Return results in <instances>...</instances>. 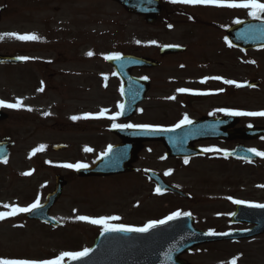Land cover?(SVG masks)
Segmentation results:
<instances>
[{
	"label": "rangeland",
	"instance_id": "obj_1",
	"mask_svg": "<svg viewBox=\"0 0 264 264\" xmlns=\"http://www.w3.org/2000/svg\"><path fill=\"white\" fill-rule=\"evenodd\" d=\"M159 2L165 15L161 22L148 26L143 18L125 14L109 0H0V34H35L40 38L22 41L4 36L0 39L1 54L29 58L20 67H0V100L22 101L20 108L0 107L8 115V120L0 124V138L7 135L15 142L10 161L0 166V211H6L4 204L26 207L37 198L41 204L52 191L56 175L68 179L61 199L50 212L64 227L57 230L29 223L24 217L26 213L0 220V259L49 260L61 252L88 248L92 233L95 234L96 226L100 225L78 221L75 216H88L90 204L97 205L104 215L112 214L109 211L117 208L125 224L137 225L130 205L135 200L121 189L125 180L115 178L88 186L75 176L77 169L63 166L92 161L112 143L106 131L112 126L110 117L118 111L119 86L113 70L104 62L106 55L135 54L161 63L160 70L149 72L152 91L130 124L175 125L184 115L182 110L176 109L174 99H168L173 95L166 88L160 89L165 84H159L160 79L169 74L165 72L172 64L168 59L177 57L190 64L202 60L199 57L211 56L213 63L221 62L223 66L228 65L230 58H237L240 66L235 73L236 80L256 81L259 86L236 95L225 93L226 98L221 97L217 102L238 100L244 112L264 109V49L242 55L225 43V31L236 24L234 21L251 18L247 10L171 3L170 0ZM163 45L187 46L188 49L184 55L160 60L158 50ZM88 52L93 55L88 56ZM208 70L211 72L212 67ZM107 81L109 86L105 88ZM42 86L43 91H38ZM158 96L163 99H155ZM209 102L212 101L200 104L205 106ZM101 109L108 111L95 118ZM207 110L198 108L185 115L197 117ZM45 112L49 114L44 115ZM85 113L92 114L93 118L70 119L83 117ZM245 117L248 123L256 119ZM60 143L67 144L69 149L54 152L52 146ZM40 145L45 146L43 150L30 155ZM85 147L92 151H84ZM148 151L143 156L149 155V158L140 164H151L152 170L161 175H169L173 170L174 175L170 173L167 183L192 195V202L186 204L172 196L152 199L142 179L137 177L140 180L137 194L142 203V212L138 214L141 224L149 219H163L175 211H188L200 230L222 232L237 228L229 224L235 207L233 200L264 202V163L238 165L201 160L178 164L161 158L164 153L159 145L150 144ZM29 172L30 175L22 174ZM91 189L112 192L88 199ZM148 198L154 202L153 208L148 207ZM205 250V254H194L191 264H229L233 258H237L236 264H264V237L236 245H209Z\"/></svg>",
	"mask_w": 264,
	"mask_h": 264
},
{
	"label": "water",
	"instance_id": "obj_2",
	"mask_svg": "<svg viewBox=\"0 0 264 264\" xmlns=\"http://www.w3.org/2000/svg\"><path fill=\"white\" fill-rule=\"evenodd\" d=\"M120 4L128 14H136L145 16L146 23L152 24L160 16V5L156 0H112ZM1 13V11H0ZM227 41L237 48L250 50L264 46V22L248 21L239 23L227 30ZM183 52L178 47H163L160 56L174 55ZM23 61L0 56V64H21ZM119 79H123L126 83L124 92L125 104L123 108L124 116L128 117L134 112V107L143 99L144 90L147 91V82L145 80H137L130 77V72L134 68H154L158 64L144 58L121 56L120 60H108ZM139 90V97H135L134 93ZM127 112V114H125ZM6 116L0 112V121L5 120ZM175 131L163 132H144L149 136L150 140H161L165 143L168 155H182L183 149L186 148V141L174 137ZM264 132L259 130H242L241 138L253 140ZM179 143V147L177 144ZM12 143L8 138L0 141V162H4L9 158ZM63 145L56 146L55 151L63 150ZM136 148L132 150L130 147L115 148L111 150L107 156H103L94 166L93 169H83L78 172L79 177H104L130 171L129 164L134 161ZM233 155L239 158L254 159L256 156L244 149L236 151ZM149 175H152L151 173ZM54 191L46 197V202L40 208L34 210L28 215L29 219L38 220L51 226H57V222L48 217L49 209L54 205L60 197L62 187L65 182L62 178L56 177ZM157 184H161L160 180L155 178ZM161 191L165 190V186H160ZM248 222L256 225V228L246 234L234 233L227 235L207 236L197 231L187 216H181L164 225L151 228L146 233H121V232H105L96 239V245L90 249L86 257L79 260H71L65 264H184L177 258L194 248V246L214 243L215 241H225L226 239H240L247 237H255L258 234H264V208L255 207H238L232 223Z\"/></svg>",
	"mask_w": 264,
	"mask_h": 264
},
{
	"label": "flooded vegetation",
	"instance_id": "obj_3",
	"mask_svg": "<svg viewBox=\"0 0 264 264\" xmlns=\"http://www.w3.org/2000/svg\"><path fill=\"white\" fill-rule=\"evenodd\" d=\"M218 56H216V58H218ZM199 58L202 60L191 62L190 64H188L187 62L184 63V61L178 57L175 59H168L169 62H172V64L169 66L170 68L168 70L167 69L165 70V72H169V74L167 75V78L165 79L161 78L164 76L160 77L161 79H160L159 84L160 85L165 84L160 89L164 91L166 88L167 91L170 92V94H172L175 97L174 103L177 106L176 109L182 110L184 115L185 113L187 114L190 111L192 112L197 111L198 108L209 109L207 110L208 111L207 113L199 114V116L197 117L188 116L189 119L192 120V122L198 121L200 118H206V119L214 118V119L220 120V119H228V117H230L232 118V120L231 122H227L225 127L221 125V127L218 126L214 128V131L217 133L218 136H220L217 139L194 141L192 138H190L191 144L189 145V148H197V149H202V150L204 148H212V149H219L220 151L204 152V154L200 157H192L190 159H187L188 163H190V161L205 160L210 163L215 162L217 164H222V163L224 164L225 163L226 164L236 163L238 165L252 164V163H248L245 161L242 162L236 159H231L225 156V154L231 152L232 149L236 146H245L249 149H256L259 152H264V138L263 137L256 139L254 141H244L238 138L239 133L242 130V128L257 127V128L264 129V116H254L256 118L255 121H253V123H248L246 122L245 115L231 116V115H227L225 112L219 111V109H229L232 111L244 112L243 107H241L240 101L231 100L229 103H226V100H222L220 102H217V100H219L221 97L223 99L226 98L225 93H228V94L234 93V95H236L237 93L240 92L241 85H240V82L236 80L237 75L235 74L238 71V68L240 66L237 62L238 59L230 58L229 59L230 63L228 61L227 62L228 65L223 66L221 62L213 63L211 60V56H205V57H199ZM208 67H212L211 72L208 70ZM161 68L162 67L154 68V70H157V69L160 70ZM154 70H135L133 74L139 75V76H143L147 74L149 76V72L154 71ZM216 76L222 77L223 79L222 80L208 79L204 83H201V80H203L205 77H216ZM223 80H233L236 82V84H239L240 86L237 87L236 84H232V85L225 84L223 83ZM117 84L119 86V91L117 94H120V98H121V90H120L121 84L120 82H118ZM152 85H153L152 78H150L149 93L152 91L151 89ZM108 86H109V82L107 81L105 82V88H108ZM179 88H186V89H189L190 91L181 93L177 91V89ZM220 89H223V91H219ZM161 90H157V91L161 92ZM155 99L161 100L163 99V96L162 97L158 96ZM205 100L206 101L211 100L212 102H209L205 106H202V104L200 103ZM141 110L142 109H140L139 111ZM261 111H264V109ZM184 115L182 114L181 118H183ZM181 118L177 119L178 120L177 123L181 120ZM172 126L173 124L162 126V127L167 128V127H172ZM136 129H139V128H136ZM111 139H112L111 146L119 145L122 143V141L115 134L111 135ZM134 141L135 140L132 139V142ZM92 142L96 144L95 140H92ZM137 143H138V140H137ZM149 146H150V143L148 142L142 144L141 150L138 153V161L136 162L134 166L133 172L126 174V175L115 176V177L104 178V179H100L96 177L83 179L84 181L88 183V186L97 181H100V182L112 181L115 178L119 179L120 181L125 180V182L121 186V189H123L122 192L126 194L127 196L132 197L133 201L135 200V202L130 203L132 207L131 212L136 214V219H137L136 220L137 225H135L134 227H143L141 224V219H139V216H138V214L142 212L140 208L142 203H140V200H139V198L141 197L138 196L137 194V192L139 191V187H140L138 186V182H140V180L137 177H140L142 179L144 186H146L147 193H150L149 196L152 197V199H155L154 194H155L156 186H154L153 182L147 177V175H145L147 170H152L151 164L149 163L140 164L141 161L145 162V160L149 158L148 157L149 155H147L146 158L143 156L149 153L148 151ZM171 160L178 164L179 163L185 164L184 163L185 159L183 158H179L177 160L175 159H171ZM259 160H260L259 163L261 164L264 163V157H260ZM170 173L172 174V176L174 175L173 170H170ZM170 173L169 175H165L162 173L165 177L161 174L159 175H161L163 180L167 183V181L169 182L170 180L169 179ZM168 184H171V183H168ZM96 191L98 190L92 191L91 189V191H88V198L89 199L93 198ZM108 191L109 189L108 190L105 189L103 190V193L102 191L100 192L101 194L105 195L108 193ZM174 197H177V196H174ZM126 199L129 200L128 198ZM146 201H148V207L150 206L151 208H153L152 206L154 205V202L150 201L149 198L146 199ZM182 201L186 202V204H188V202H192V195L190 196L189 200L182 199ZM107 206L111 207V204H107ZM97 207H98L97 205H93V204L89 205V210H90L89 217L99 218L101 216L99 215V213L102 210L97 209ZM149 211H152V209ZM120 214L121 213L118 211L117 208L115 211L112 212V216H118V217L123 216ZM193 220L195 223V217H193ZM111 224L128 225V224H125V221L122 218L119 220L111 221ZM206 251L207 250H205V246L200 247V248H195L193 251L187 254H184L180 258L189 260L191 262L190 258L194 254H197L199 252H201V254H205Z\"/></svg>",
	"mask_w": 264,
	"mask_h": 264
},
{
	"label": "snow or ice",
	"instance_id": "obj_4",
	"mask_svg": "<svg viewBox=\"0 0 264 264\" xmlns=\"http://www.w3.org/2000/svg\"><path fill=\"white\" fill-rule=\"evenodd\" d=\"M171 3H181V4H188V5H210L215 7H225L230 9H245L247 10V15L255 20L264 22V2L262 0H170ZM191 19V17H190ZM234 23H240L239 20L234 21ZM172 25H169V28H171ZM4 36L13 37L18 40L22 41H28V40H38L40 39L35 34H18V33H4L0 34V39H2ZM136 43H140V41H136ZM151 43L155 44L156 41H151ZM164 47H178V45H164ZM88 56H92V52L87 53ZM19 60H27L28 57H17ZM106 60H120L121 55L118 52H114L111 54H108L104 57ZM115 75V73H113ZM144 79H147V77H144ZM208 79H215V80H222V77L216 76V77H205L203 80H201V83H204ZM223 83L225 84H236L233 80H223ZM237 87H239V84H236ZM38 91H43V86L38 89ZM178 92H188L189 89L186 88H179L177 89ZM219 91H223V89H220ZM168 99H175V97H168ZM22 106V101L17 99L15 103H7L3 100H0V107H6V108H20ZM118 108L123 110L124 105L118 104ZM29 111L32 109L29 108ZM107 109H101V111L97 114V117L99 118L105 115L107 112ZM219 111L225 112L227 115L231 116H237V115H248V116H264V111L261 112H237L232 111L229 109H219ZM49 113L45 112L44 115H48ZM121 115V112H116L114 115L110 117L113 121L116 120L118 116ZM88 119L93 118L92 114L85 113L83 117L81 116H72L70 117L71 120L76 121L79 119ZM192 120L189 119L187 115H184L183 118L175 124L172 128H159V127H153L151 125H134V124H113L112 126L114 128H139L146 132H159V131H174L176 128H180L182 125L192 124ZM45 146L40 145L38 148L33 149L32 153L30 155H34L35 152L43 150ZM84 151L89 152L92 151V149L85 147ZM111 151V146L108 147L105 152H103L101 155L107 156L108 153ZM204 152H210V151H220L219 149H212V148H204ZM249 152H252L256 156L264 157V152H259L256 149H249ZM4 162H7L6 159ZM184 163L187 164L188 160L187 158L184 160ZM66 168H75V169H81L88 167L86 164L77 163V164H65L63 165ZM23 175H30L31 173H22ZM167 174V173H166ZM161 189L157 187L156 192L159 193ZM231 199V197H229ZM234 204H247L249 207H255V208H264V204H254L249 203L243 200H233ZM41 205L39 203V198H37L33 203L27 205L26 207H20L13 204H4L3 208L6 209V211H0V220H4L7 217L15 216L18 213H28L32 212L34 209L40 208ZM75 211V210H74ZM234 215V213L230 214ZM180 216H191V213L189 212H180L175 211L172 212L170 215L164 217L160 220H153L149 221L147 224H145L143 227H132L124 224H111L109 221H115L119 220L120 217L118 216H101L99 218H91L89 216L85 215H77L75 216V219L78 221H85L93 225H100L102 226V232L103 235L104 232H121V233H146L151 228H155L158 225H164L168 223L169 221L175 220ZM228 233H217L215 231L209 230L208 232L204 233V235L207 236H215V235H227ZM90 252V249H83V251H77V252H61L58 256H56L54 259L49 260H26V259H0V264H62V262L65 260V258H68L69 260H79L82 257H86ZM236 259L233 258L229 264H236Z\"/></svg>",
	"mask_w": 264,
	"mask_h": 264
}]
</instances>
